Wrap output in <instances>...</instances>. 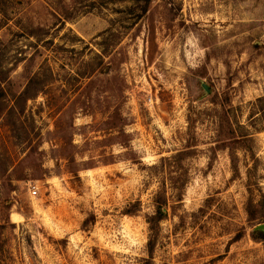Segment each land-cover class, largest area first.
I'll return each mask as SVG.
<instances>
[{
  "label": "rangeland",
  "instance_id": "374dc122",
  "mask_svg": "<svg viewBox=\"0 0 264 264\" xmlns=\"http://www.w3.org/2000/svg\"><path fill=\"white\" fill-rule=\"evenodd\" d=\"M144 5L0 0V264H264V0Z\"/></svg>",
  "mask_w": 264,
  "mask_h": 264
},
{
  "label": "trees",
  "instance_id": "16d2710c",
  "mask_svg": "<svg viewBox=\"0 0 264 264\" xmlns=\"http://www.w3.org/2000/svg\"><path fill=\"white\" fill-rule=\"evenodd\" d=\"M149 2L150 0H144V7L142 8L141 12H140V16L139 17H143L147 11H148V6H149ZM28 94V93H27ZM4 98V91L1 87V83H0V101ZM158 214H157V218H161L163 215V211L161 208L158 209ZM247 213L249 215V223L253 226L256 227L257 225L254 224L256 221H259L261 219H263V214H260L257 210H256V205L254 204V200L253 199H249L248 203H247V207H246ZM253 239L257 242H264V230L259 231V232H254L253 233Z\"/></svg>",
  "mask_w": 264,
  "mask_h": 264
},
{
  "label": "water",
  "instance_id": "95a60500",
  "mask_svg": "<svg viewBox=\"0 0 264 264\" xmlns=\"http://www.w3.org/2000/svg\"><path fill=\"white\" fill-rule=\"evenodd\" d=\"M204 89L206 90V92L209 94L210 93V89L208 86L204 85ZM257 229H264V225H260Z\"/></svg>",
  "mask_w": 264,
  "mask_h": 264
},
{
  "label": "built area",
  "instance_id": "2783aa9c",
  "mask_svg": "<svg viewBox=\"0 0 264 264\" xmlns=\"http://www.w3.org/2000/svg\"><path fill=\"white\" fill-rule=\"evenodd\" d=\"M36 193H37V192H36V191H34V194H35V195H36Z\"/></svg>",
  "mask_w": 264,
  "mask_h": 264
}]
</instances>
